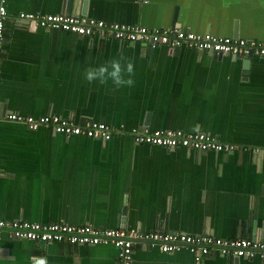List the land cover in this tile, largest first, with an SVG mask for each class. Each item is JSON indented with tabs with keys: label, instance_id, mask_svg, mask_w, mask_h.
<instances>
[{
	"label": "crops",
	"instance_id": "obj_1",
	"mask_svg": "<svg viewBox=\"0 0 264 264\" xmlns=\"http://www.w3.org/2000/svg\"><path fill=\"white\" fill-rule=\"evenodd\" d=\"M70 0H7L0 66V220L264 240V58L152 48L22 24L21 12L66 14ZM72 15L148 28L180 27L264 42V0H72ZM84 12V14H83ZM133 87L89 84L88 66L120 54ZM246 65V66H245ZM8 114L57 115L123 128L104 142L32 131ZM134 128L208 133L232 153L136 144ZM113 246L16 239L0 230V264H115ZM132 264H194L188 250L134 246ZM203 264H264L211 254Z\"/></svg>",
	"mask_w": 264,
	"mask_h": 264
},
{
	"label": "built area",
	"instance_id": "obj_2",
	"mask_svg": "<svg viewBox=\"0 0 264 264\" xmlns=\"http://www.w3.org/2000/svg\"><path fill=\"white\" fill-rule=\"evenodd\" d=\"M151 0H137L149 4ZM8 19L7 0H0V66L4 53L6 22ZM22 24H34L46 30L71 33L100 40L113 38L121 42H138L153 50L167 47L171 50L186 47L211 54H223L239 59L250 56L264 58V42L234 37H219L200 34L179 27L148 28L140 25L107 23L83 15L42 14L21 12L17 16ZM10 122L26 125L36 131L48 127L56 134L110 141L118 130L103 122L84 119L81 123L57 115L43 117L8 114ZM130 134L136 144L160 146L168 149L183 148L189 151L232 153L240 149L236 145L223 143L208 133L184 132L181 130H155L134 128ZM255 157H264V149L251 150ZM0 230H8L16 239L71 245L113 246L118 251L115 264H132L134 246L145 243L151 248L170 254L188 250L194 257V264H203L206 257L219 254L223 257L264 260V240L222 239L211 235H189L181 232L155 231L143 233L139 230L99 229L89 225L75 226L63 223H31L27 221L7 222L0 220Z\"/></svg>",
	"mask_w": 264,
	"mask_h": 264
},
{
	"label": "clouds",
	"instance_id": "obj_3",
	"mask_svg": "<svg viewBox=\"0 0 264 264\" xmlns=\"http://www.w3.org/2000/svg\"><path fill=\"white\" fill-rule=\"evenodd\" d=\"M135 75L134 61L122 53L96 66L90 65L84 70V78L89 84L98 83L103 86L110 81L117 88L133 87L136 83ZM33 259L34 264H48L46 257Z\"/></svg>",
	"mask_w": 264,
	"mask_h": 264
},
{
	"label": "water",
	"instance_id": "obj_4",
	"mask_svg": "<svg viewBox=\"0 0 264 264\" xmlns=\"http://www.w3.org/2000/svg\"><path fill=\"white\" fill-rule=\"evenodd\" d=\"M72 5H73V1L70 0V1L68 2V8H67V10H66V14H68V15L72 14V9H71ZM83 14H84V12H83ZM179 28H180V27H179ZM235 38H238V36H237V37L235 36ZM179 50H180V49L178 48V49L175 50V52H179ZM152 52H154V50H152ZM215 55H216V57H219V58H221L222 56H224L223 54H215ZM252 58H253V56H250L249 58L245 59L244 64H247V66H248V65L250 64ZM245 66H246V65H245ZM235 260H236V261H239L240 258H235Z\"/></svg>",
	"mask_w": 264,
	"mask_h": 264
}]
</instances>
